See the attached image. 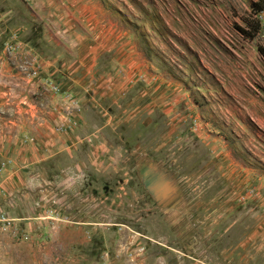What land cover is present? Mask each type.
Segmentation results:
<instances>
[{
    "label": "rangeland",
    "instance_id": "rangeland-1",
    "mask_svg": "<svg viewBox=\"0 0 264 264\" xmlns=\"http://www.w3.org/2000/svg\"><path fill=\"white\" fill-rule=\"evenodd\" d=\"M93 1L124 18L123 30L181 94L174 112L184 117L155 132L117 120L126 134L115 143L134 153L116 155L115 171L92 191L84 174L53 160L40 172L12 163L5 131L21 108L11 101L28 78L22 97L39 121L41 102L61 88L42 78L58 66L42 51H52L45 36H67L53 25L71 5L0 0V264H264V0ZM257 20L254 36L241 30ZM63 100L71 113L52 127L69 133L78 104ZM143 163L157 174L152 188Z\"/></svg>",
    "mask_w": 264,
    "mask_h": 264
},
{
    "label": "crops",
    "instance_id": "crops-1",
    "mask_svg": "<svg viewBox=\"0 0 264 264\" xmlns=\"http://www.w3.org/2000/svg\"><path fill=\"white\" fill-rule=\"evenodd\" d=\"M66 2L71 5L68 17L65 13L62 19L60 14V21L53 19L56 24L53 27L63 28L67 32L64 39H67L45 36L44 41L51 45L52 51H42L58 64L52 68L45 66L42 78L51 74L58 79L56 83L61 84V88L44 100L47 104L41 102L39 121H35L34 110L25 106L22 97L27 92L24 85H28L29 79L21 77V99L11 101L12 106H19L21 110L15 120L7 123L5 154L19 166L36 164L38 172L41 161L53 160L62 172L75 170L84 174L85 187L93 189L98 178H109L115 171L111 162L116 155L134 153L115 143V137L120 135L115 125L117 120L136 122L137 127L139 124L149 126L155 132L159 124L183 119V115L174 112L181 94L174 93L172 82L144 57L135 38L123 30L124 18L112 10L103 12L93 0ZM66 97L77 100L78 109L72 114L76 124L72 132L59 133L52 123L66 120L67 112L71 113L70 102L63 100ZM45 105L51 110L45 112ZM30 111L33 117L29 116ZM13 129L16 130L14 137ZM26 133L32 139L28 144L22 140ZM162 134L170 135L166 131ZM201 135L206 136L205 132ZM209 137L210 134L204 138ZM14 140L18 141L15 146L12 145ZM17 153L18 157L14 155ZM140 173L145 176L146 186L154 187L157 174L148 171L146 163L140 165ZM79 175L73 177L76 185L82 180L75 179ZM72 184L69 183V187Z\"/></svg>",
    "mask_w": 264,
    "mask_h": 264
},
{
    "label": "trees",
    "instance_id": "trees-1",
    "mask_svg": "<svg viewBox=\"0 0 264 264\" xmlns=\"http://www.w3.org/2000/svg\"><path fill=\"white\" fill-rule=\"evenodd\" d=\"M259 7L261 8V5L259 4ZM251 26L249 28V30L245 29V28H241V30L246 33V35H249V36H254L256 34V32L258 31L259 29V21H255V22H250ZM261 51H264L263 48H260Z\"/></svg>",
    "mask_w": 264,
    "mask_h": 264
},
{
    "label": "built area",
    "instance_id": "built-area-1",
    "mask_svg": "<svg viewBox=\"0 0 264 264\" xmlns=\"http://www.w3.org/2000/svg\"><path fill=\"white\" fill-rule=\"evenodd\" d=\"M259 18H260V20L262 21V22H264V6H263V8L261 9V11L259 12ZM57 129L59 130V131H66L67 129H66V127L64 126V125H59L58 127H57Z\"/></svg>",
    "mask_w": 264,
    "mask_h": 264
}]
</instances>
